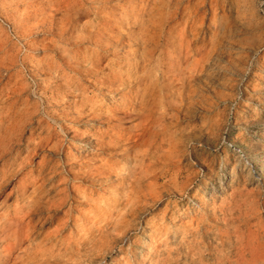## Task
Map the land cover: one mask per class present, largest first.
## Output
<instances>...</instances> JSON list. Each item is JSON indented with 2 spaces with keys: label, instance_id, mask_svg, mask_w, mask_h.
<instances>
[{
  "label": "rangeland",
  "instance_id": "obj_1",
  "mask_svg": "<svg viewBox=\"0 0 264 264\" xmlns=\"http://www.w3.org/2000/svg\"><path fill=\"white\" fill-rule=\"evenodd\" d=\"M0 264H264V0H0Z\"/></svg>",
  "mask_w": 264,
  "mask_h": 264
},
{
  "label": "bare ground",
  "instance_id": "obj_2",
  "mask_svg": "<svg viewBox=\"0 0 264 264\" xmlns=\"http://www.w3.org/2000/svg\"><path fill=\"white\" fill-rule=\"evenodd\" d=\"M68 1V0H67ZM59 3V2H58ZM64 3H65V1H64ZM71 4V3H70ZM79 5V4H78ZM81 7H82V4H81ZM65 8V7H64ZM78 11V10H77ZM88 13V12H87ZM66 14V13H65ZM80 14V13H79ZM100 15V14H99ZM74 17V16H73ZM101 21V20H100ZM103 21V20H102ZM91 39V38H90ZM125 56V55H124ZM102 108V107H101ZM113 116H115V115H113ZM124 137V136H123ZM128 138V137H127ZM124 141V140H123ZM128 141H129V139H128ZM109 142V141H108ZM125 142V141H124ZM104 143H107V142H101V144H103L104 145ZM100 146V145H99ZM102 146V145H101ZM110 146V145H109ZM124 152V151H123ZM126 168V167H125ZM125 170V169H124ZM86 171H87V169H86Z\"/></svg>",
  "mask_w": 264,
  "mask_h": 264
}]
</instances>
